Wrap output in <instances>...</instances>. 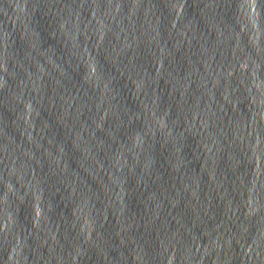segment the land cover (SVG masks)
<instances>
[{"label":"water","instance_id":"obj_1","mask_svg":"<svg viewBox=\"0 0 264 264\" xmlns=\"http://www.w3.org/2000/svg\"><path fill=\"white\" fill-rule=\"evenodd\" d=\"M0 264H264V0H0Z\"/></svg>","mask_w":264,"mask_h":264}]
</instances>
